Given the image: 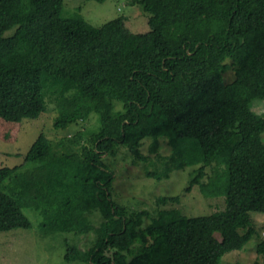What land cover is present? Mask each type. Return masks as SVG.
Wrapping results in <instances>:
<instances>
[{
	"label": "trees",
	"instance_id": "obj_1",
	"mask_svg": "<svg viewBox=\"0 0 264 264\" xmlns=\"http://www.w3.org/2000/svg\"><path fill=\"white\" fill-rule=\"evenodd\" d=\"M138 5L150 27L144 33L131 31L124 17L101 27L81 15L64 18V0H0V139L15 142L23 120L46 111L49 83L56 129L94 112L100 117L99 131L62 141L66 153L57 155L41 134L25 157L33 166L0 167V233L30 229L28 207L52 231H95L86 252L66 241L69 261L220 264L259 236L252 214H264V114L251 110L255 99L264 100V0ZM230 67L235 79L228 83ZM146 138L162 160L147 178L160 181L197 165L185 191L198 185L207 197L226 196L225 211L187 217L163 208L180 196L158 197L157 215L115 202L103 156L125 146L146 162ZM162 139L169 156L159 154ZM95 211L104 217L98 227L88 218ZM256 250L255 264H264V240Z\"/></svg>",
	"mask_w": 264,
	"mask_h": 264
},
{
	"label": "rangeland",
	"instance_id": "obj_2",
	"mask_svg": "<svg viewBox=\"0 0 264 264\" xmlns=\"http://www.w3.org/2000/svg\"><path fill=\"white\" fill-rule=\"evenodd\" d=\"M141 9L138 0H64L62 17L81 15L94 27H101L111 20L124 17L131 31L144 33L149 31L150 27L145 20V14L139 13ZM15 30L7 31L4 36H12ZM234 79L235 69L230 67L225 73V80L231 83ZM49 85L45 98L46 111L36 119H24L15 142H5L0 139V167L23 165L26 169L33 166L34 164L30 163L26 165L25 157L41 134L52 140L57 155H61L67 152V149L61 145L66 137L83 130L93 131L96 127L99 131L100 117L95 112L86 122L74 123L67 129H56L54 123L58 114L57 95L53 93L54 89L51 86L53 84L49 83ZM119 107L121 104H117V108ZM251 110L263 115L264 100L255 99L251 103ZM262 136L264 139V133ZM151 145V138H146L141 149L148 157L146 162L135 160L125 146L119 147L118 153L114 156L109 154L103 156L104 164L114 174L111 192L115 202L131 211L147 209L152 215H157L158 197L180 196L179 203L169 202L163 208H178L187 217L208 216L225 211L226 196L207 197L198 185L194 186L191 192L185 191L197 165L176 170L169 178L160 181L147 178L144 175L145 171L154 170L159 166V160L162 162L157 154L151 153ZM71 150L80 151V146H72ZM171 153L172 149L167 140L162 139L159 154L169 156ZM23 211L31 220L32 227L0 233V264H87L82 260L66 259V241L69 240L72 245L86 252L93 246L97 237L94 230L86 234L52 231L44 226V217L39 211L28 207ZM252 216L256 219L259 236L254 235L242 250L227 253L220 264H255L257 260L260 261L261 257L256 247L261 240H264V214L255 212ZM88 218L95 227L100 226L104 221V217L98 211L89 214ZM216 236L221 239L219 234Z\"/></svg>",
	"mask_w": 264,
	"mask_h": 264
}]
</instances>
